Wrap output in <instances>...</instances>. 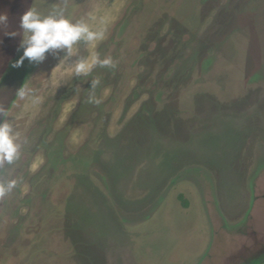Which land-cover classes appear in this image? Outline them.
<instances>
[{"label":"rangeland","instance_id":"rangeland-1","mask_svg":"<svg viewBox=\"0 0 264 264\" xmlns=\"http://www.w3.org/2000/svg\"><path fill=\"white\" fill-rule=\"evenodd\" d=\"M31 6L94 17L116 67H15ZM0 14V105L22 142L0 166L18 181L0 197V264H240L264 248V0H0Z\"/></svg>","mask_w":264,"mask_h":264},{"label":"clouds","instance_id":"clouds-1","mask_svg":"<svg viewBox=\"0 0 264 264\" xmlns=\"http://www.w3.org/2000/svg\"><path fill=\"white\" fill-rule=\"evenodd\" d=\"M91 19L94 17L73 20L64 7L54 6L49 12L44 13L31 6L20 18L23 38L19 47L22 49V55L14 62V66H21L25 60L41 64L47 56L53 55L59 59L58 65L71 66L67 72L71 74L72 79L89 77L96 67L115 68L116 64L111 56L102 58L94 51L97 44L105 38V31L94 28L89 23ZM7 21V15L0 14V24H6ZM12 35L15 36L16 33L13 32ZM79 44L93 51L87 57L81 56L76 47ZM60 53L64 55L61 57ZM99 85V78L91 79L89 89L92 92L87 98L88 103L95 105L103 103V97L94 94ZM18 95L23 99L28 92L21 88ZM21 148L22 142L16 125L12 118L9 119L6 108L0 105V166L5 163L11 165L17 161L21 155ZM17 183L16 179L0 182V197L12 192Z\"/></svg>","mask_w":264,"mask_h":264},{"label":"flooded vegetation","instance_id":"flooded-vegetation-1","mask_svg":"<svg viewBox=\"0 0 264 264\" xmlns=\"http://www.w3.org/2000/svg\"><path fill=\"white\" fill-rule=\"evenodd\" d=\"M248 261V264H264V248L263 249H256L253 251V254L250 256H246L240 260V264L243 262L246 263L245 261ZM250 262V263H249Z\"/></svg>","mask_w":264,"mask_h":264},{"label":"trees","instance_id":"trees-1","mask_svg":"<svg viewBox=\"0 0 264 264\" xmlns=\"http://www.w3.org/2000/svg\"><path fill=\"white\" fill-rule=\"evenodd\" d=\"M179 199L184 207L188 205L187 201L181 195H179Z\"/></svg>","mask_w":264,"mask_h":264}]
</instances>
